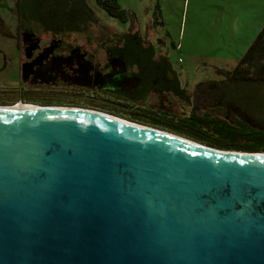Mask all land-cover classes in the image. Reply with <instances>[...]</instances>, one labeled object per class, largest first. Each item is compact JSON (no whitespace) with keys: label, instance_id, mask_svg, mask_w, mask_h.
Returning a JSON list of instances; mask_svg holds the SVG:
<instances>
[{"label":"water","instance_id":"95a60500","mask_svg":"<svg viewBox=\"0 0 264 264\" xmlns=\"http://www.w3.org/2000/svg\"><path fill=\"white\" fill-rule=\"evenodd\" d=\"M0 264H264V151L0 106Z\"/></svg>","mask_w":264,"mask_h":264},{"label":"flooded vegetation","instance_id":"af4514ba","mask_svg":"<svg viewBox=\"0 0 264 264\" xmlns=\"http://www.w3.org/2000/svg\"><path fill=\"white\" fill-rule=\"evenodd\" d=\"M119 24V31L98 36L90 24L72 31L18 24L14 36L0 37V106L127 107L138 122L201 141L214 136L224 142L220 147L237 148L219 122L240 118L229 112L222 86L204 85L223 78L188 88L154 38H144L126 18Z\"/></svg>","mask_w":264,"mask_h":264},{"label":"rangeland","instance_id":"374dc122","mask_svg":"<svg viewBox=\"0 0 264 264\" xmlns=\"http://www.w3.org/2000/svg\"><path fill=\"white\" fill-rule=\"evenodd\" d=\"M89 2L95 8L98 16V21L90 23L91 35L98 36L105 34L107 31L120 30L119 18L109 15L98 0H89ZM235 3H238L237 0H121L122 6L128 10L126 19L133 24L135 30H139L144 38L151 37L155 39L154 42L160 52L169 55L174 68L180 73L181 79L186 80L187 87L190 89L199 81L222 79L225 75L223 71L232 70L240 60V58L237 60L226 56L234 48L232 46L234 44L232 43V19L234 14L228 11L226 7ZM16 4L17 0H0V37H8L7 34L11 36L16 34V27L19 26L18 24L22 20ZM51 13L50 9L46 7L45 14L49 24L57 21L55 15L50 16ZM161 19L165 21V24L160 22ZM163 34L166 38L163 41L171 42L172 39L177 45L161 44L162 39L160 40L159 37ZM224 91L227 94L232 92H234V95L239 94L236 98L239 103L233 104L230 102L227 106L234 117L251 120L257 128L264 129L263 110L257 111L255 108L253 115L247 113L246 107L254 110V101L257 104V99L251 98L249 90L225 83ZM224 105L225 103H223ZM101 108L103 109L102 112L145 124L143 121L138 122V117L131 113V110L127 107L110 106ZM233 116H230V118L232 119ZM145 125L160 127L149 123ZM160 129L172 132V130L163 127ZM201 139L203 140L193 138V140L209 146L248 151L220 147V144L225 146L224 142L214 136L203 135Z\"/></svg>","mask_w":264,"mask_h":264},{"label":"trees","instance_id":"16d2710c","mask_svg":"<svg viewBox=\"0 0 264 264\" xmlns=\"http://www.w3.org/2000/svg\"><path fill=\"white\" fill-rule=\"evenodd\" d=\"M109 15L126 18L128 10L121 4V0H98ZM16 7L20 13L21 23L33 24L32 29L38 30L42 24L58 30H79L91 22L98 21L95 8L89 0H17ZM46 7L52 12L50 16H56L57 21L49 24L47 21ZM38 21V22H34ZM41 23V24H35ZM35 24V25H34ZM220 72H222L220 70ZM224 77L221 81L204 83V85H219L223 88V95L230 102L239 96L224 91V84L249 90L254 101V110L246 107L247 113L253 115L255 108L264 112V28L259 32L253 43L240 58L237 65L229 71H223ZM238 95V96H237ZM239 103V101H237ZM227 114V110H224ZM219 129L223 135L238 141L234 146L238 149L250 151H264V129L257 128L251 120L239 119L238 123H230L225 119L220 120ZM218 136V131L213 133ZM212 134V135H213ZM223 136V137H224Z\"/></svg>","mask_w":264,"mask_h":264},{"label":"crops","instance_id":"0c3cea01","mask_svg":"<svg viewBox=\"0 0 264 264\" xmlns=\"http://www.w3.org/2000/svg\"><path fill=\"white\" fill-rule=\"evenodd\" d=\"M237 2L226 7L234 14L232 19V43H234L232 46L234 48L226 56L238 60L264 28V0H237ZM160 22L165 24L163 19ZM159 39H162L161 44L177 45L172 39L171 42L163 41L166 39L164 34L160 35Z\"/></svg>","mask_w":264,"mask_h":264},{"label":"bare ground","instance_id":"6f19581e","mask_svg":"<svg viewBox=\"0 0 264 264\" xmlns=\"http://www.w3.org/2000/svg\"><path fill=\"white\" fill-rule=\"evenodd\" d=\"M104 113H106V112H104ZM106 114H109V113H106ZM109 115H111V114H109ZM111 116H113V117H115V118H117V119H122V120H125V121H127V122H130V123H135V124H141V123H137V122H134V121H129V120H127V119H124V118H121V117H118V116H114V115H111ZM175 134V133H174ZM238 152H242V153H246V151H238Z\"/></svg>","mask_w":264,"mask_h":264}]
</instances>
